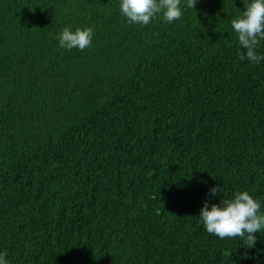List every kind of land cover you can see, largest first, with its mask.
Masks as SVG:
<instances>
[{
    "label": "trees",
    "instance_id": "16d2710c",
    "mask_svg": "<svg viewBox=\"0 0 264 264\" xmlns=\"http://www.w3.org/2000/svg\"><path fill=\"white\" fill-rule=\"evenodd\" d=\"M120 4L0 0V253L264 264V230L248 249L199 216L240 191L264 214V60L240 59L243 0H181L179 20L146 26ZM65 27L92 28L91 46L62 48Z\"/></svg>",
    "mask_w": 264,
    "mask_h": 264
},
{
    "label": "clouds",
    "instance_id": "9594fccd",
    "mask_svg": "<svg viewBox=\"0 0 264 264\" xmlns=\"http://www.w3.org/2000/svg\"><path fill=\"white\" fill-rule=\"evenodd\" d=\"M198 0H186V7L194 9ZM245 10L242 16L233 19L232 29L237 34L239 45L246 50L240 59H247L253 64L264 60V55H258L256 49L264 40V0H243ZM121 13L130 24L148 25L150 21L162 15L163 21L172 23L179 20L183 13L181 0H121ZM93 29L77 28L74 32L65 27L59 35V45L66 49L74 48L83 51L91 46ZM218 185L209 189V195L221 194ZM261 204L247 191L234 194L233 199H222L220 204H209L206 200L200 210V217L207 233L220 239L240 237L245 248H254L257 233L264 230V214H260ZM7 253H0V264H8Z\"/></svg>",
    "mask_w": 264,
    "mask_h": 264
}]
</instances>
